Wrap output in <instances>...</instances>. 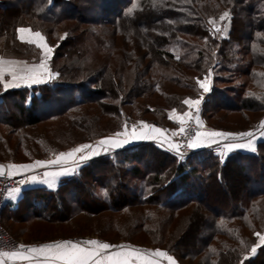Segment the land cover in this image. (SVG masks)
I'll list each match as a JSON object with an SVG mask.
<instances>
[{
    "label": "trees",
    "instance_id": "obj_1",
    "mask_svg": "<svg viewBox=\"0 0 264 264\" xmlns=\"http://www.w3.org/2000/svg\"><path fill=\"white\" fill-rule=\"evenodd\" d=\"M135 3L141 10L132 8ZM225 11L230 12L225 36H214L207 23L219 20ZM67 21L109 25L113 33L123 35L133 27L136 32L130 33L140 39L143 53L136 56L134 49L121 46L124 55L114 62L113 43L99 40L97 53L106 52L108 58L92 70L84 65L88 56L83 40L68 33L52 57L58 79L3 92L19 96L20 101H14L11 110L0 107V125H14L15 120L35 126L90 107L117 120L112 131L140 113L156 115L158 120L148 123L162 127L168 110L183 108L185 98L201 92L198 88L191 95L158 91L163 78L160 66L180 74L190 72L195 80L211 73V89L199 110L207 126L218 113L243 117L259 113L253 128L243 130L247 132L256 130L264 117V0H0V47L19 54L24 43L17 29L30 28L48 39ZM171 41L174 47L166 49ZM66 45L68 52L61 55L58 51ZM69 52L82 55V66L67 61ZM169 83L180 84L177 79ZM125 107L132 110L123 112ZM100 116L81 115L87 136ZM256 148L253 153L235 151L226 157L208 148L179 159L167 148L140 142L89 160L54 190L23 189L14 208L6 202L0 222L7 217L23 225L33 221L69 225L80 216L88 220L91 215L133 209L130 232L139 238L138 242L121 239L126 243L153 245L179 264H264V245L244 258L256 232H264V140ZM70 226L76 233L70 240L79 242L87 234L75 224Z\"/></svg>",
    "mask_w": 264,
    "mask_h": 264
},
{
    "label": "rangeland",
    "instance_id": "obj_2",
    "mask_svg": "<svg viewBox=\"0 0 264 264\" xmlns=\"http://www.w3.org/2000/svg\"><path fill=\"white\" fill-rule=\"evenodd\" d=\"M141 7L142 6H140L138 3L137 4L135 3L132 6V8H135L137 10H141ZM225 20L220 21L219 19L216 22L218 26H222L224 25ZM129 28H130L129 31H127V33H124L123 35V34L113 33L112 28L109 25L98 27V26L88 25L86 24V22L78 23L74 21H67L57 26L55 31L52 34L48 35L50 36L48 37V39L45 35L44 37L46 43L50 46H53L54 49L53 54H54L58 44L64 40V39L61 40L60 37L65 36V34L68 35V33L70 32L74 36L79 35L80 38L83 40L82 45H85V48L87 50L86 52L88 56L87 59L88 61L83 59L84 65H86L87 68L94 70L98 67V64L100 62L108 58L106 52L97 53L98 52L97 41L99 40L110 42V44L113 43L115 49L111 55H113L114 57V62L118 61L117 60L119 59L118 55H122V52L119 49L121 46H126V47L128 46V48H130L131 50L134 49L136 51L135 52L136 56L138 54L143 53V51L139 49L140 39H138V36H136V34L130 33L136 31H134L133 27L132 29L131 27ZM207 28L211 30L212 34L215 32V28H213L212 23L211 24L207 23ZM20 35L21 34L17 35L18 39ZM23 35L25 37H28L30 34L24 33ZM214 36H221V35L219 33H216V35ZM224 36L225 34L222 37ZM19 41L24 43L25 45V46L23 45L22 50L18 51L19 54L16 53V50H12V51L7 49L4 50L3 47H0V59L18 60L19 62H23L24 65L27 66L38 64L39 61L43 58L42 49L37 47L36 44L28 43L27 39L25 40L19 39ZM174 44L175 41H171L169 45L165 46V48L172 49L174 47ZM58 52L61 55L64 52H68L67 45L61 51ZM72 53L73 52H69L70 58L67 61L69 63L74 62L76 65L77 64L81 65L83 61L82 55H77V57H75L72 55ZM15 54H17L16 56L21 55V57H16ZM83 56L86 57V53L83 54ZM52 57L48 61L49 70L53 73L58 74V72L55 71L52 65ZM62 61L59 60L58 62L61 63ZM142 62L144 63L145 61ZM158 70L161 71L163 77L160 80V89H158V91H162V90L174 91L177 93L184 92L188 95H191V91H197L196 89L198 88L201 94L197 95V97L195 98H200L202 101L204 95H202V91L199 88L198 84L196 83V80L194 79L192 73L183 71L182 74H180L174 70H170L162 66H160ZM57 79H58V75L54 79H51L46 83H41L40 85L52 84ZM170 79H177V81L180 84L178 85L171 84L169 83ZM218 86L219 87L221 86L223 88L227 87V85H221V84H218ZM190 88L195 90H191ZM6 91L9 90H4L3 86L0 85V107L3 105L2 110L4 111L5 109L6 110L10 108L12 109L13 103H15L16 101H20L19 96L13 97L10 94L8 96H5L3 92ZM26 96H27L26 97L27 98L26 104H27L29 103L30 96L32 95L30 93V94H26ZM140 102L144 103L145 101H143V99H140ZM131 110L132 109L129 107L123 108V112L125 111L126 113H129ZM169 111L171 110H168L165 113L166 120L161 121L160 123L163 126L162 127L156 126V127L167 131L169 134L168 136L170 137L172 136V133L179 128V126L174 121L168 119ZM177 111L178 113H183L184 111H189V109L188 106L184 104V107ZM82 114L92 117L95 114H99L100 116L101 112L96 108L91 109L90 107H81L80 110L75 109L66 115H60L58 117L46 121H42L35 126L19 125L16 124L15 120L14 121L12 120V123H14V125H11L10 123L0 125V164L3 166V168L6 167V169L9 172L10 171L8 168L9 164H30L36 160L54 159L56 154L60 152H67L70 149L79 146L80 144H89L96 146L98 145V142L102 138L115 137V134L117 132H122L124 130L125 125H127L128 130H131L133 125H136L137 128H139L141 126L139 122L141 121L146 123H148V121L149 122L152 121L151 123H153L154 121L158 120V117H156V115H150L148 113H145V115L142 116V113H140L141 114L140 116L135 115L136 120H133L131 123H125L120 130L112 131L113 129H116V124H118L117 120L111 119V117L100 116L99 120L93 121L91 127L88 129V130L90 129L92 130L91 131L92 134L88 133V136L89 135L92 136L88 137L87 134L84 133L82 130V128L86 126L83 124V122L81 124L80 118ZM157 114L159 113L157 112ZM259 116H260L259 113H247L245 117H243L240 114L226 115L224 113H218L209 119L210 125L208 127L209 128L212 127V129L216 131L241 133L243 132V130H246L248 128L252 129L253 122H255ZM198 117H199V111H198ZM262 120H264V117ZM123 121L124 120H122V122ZM259 125L260 124H258V127ZM196 130H199L197 124V117H196ZM102 131L105 132L110 131V132L109 133L103 132L104 133L103 134ZM253 131L254 129L249 130L247 132L253 133ZM95 132H100V133L95 134ZM97 150L99 151L100 149L98 148ZM39 168L40 167L34 168L36 170L33 171L40 172L41 170ZM128 211L116 212V213L104 212L94 216L91 215L88 217L89 218L88 220L82 219L84 217L80 216L73 219V221L69 223V225L68 224L50 225L48 223L39 222V221H33L27 223L26 225H23L18 222H15L14 220L7 221V217H4L2 219V222L0 223H2L1 224L2 227L5 230H7V232L11 236H13L15 239L22 241L27 248L33 245L39 246L41 244L50 243L53 240H70L76 234L73 233L75 232V230L70 225L75 224L79 228L83 229V232H87L86 235L81 236L83 237L81 241H86L87 238H89L90 240L99 241V239L101 238L104 240L103 241L104 243H108L112 245V247L108 249L107 252H115V251L129 252L133 249H140L142 251L147 252L158 249L153 245L134 246L132 244L126 243L121 240L126 238L133 240L134 242L136 241L138 242V238H139L136 237L135 235H132L134 234L133 232L132 233L130 232L132 228L131 227V216H133L132 212L135 213L136 210L132 209L129 212ZM114 225L117 226V228L118 227L120 228L117 229ZM261 234H264V232H262ZM251 245L252 246L257 245L256 250L259 246H261L259 244V237L257 235H256V240L254 242H251ZM254 254L252 253V247H251L249 254L245 255L244 258L252 257Z\"/></svg>",
    "mask_w": 264,
    "mask_h": 264
},
{
    "label": "snow or ice",
    "instance_id": "obj_3",
    "mask_svg": "<svg viewBox=\"0 0 264 264\" xmlns=\"http://www.w3.org/2000/svg\"><path fill=\"white\" fill-rule=\"evenodd\" d=\"M219 19L220 21H224L225 19L230 20V12H223ZM210 22L216 30L213 35L219 33L223 36L225 34L228 24L218 26L215 20ZM17 31L21 34L19 39H27L28 43L36 44L37 47L42 49L43 58L38 64H33L31 66H20L15 61L0 59V85H2L4 89H9L12 87H19L21 84L28 86L39 85L54 79L58 74L51 72L48 67V61L51 59L54 51L53 46L46 43L44 35L39 31L33 32L31 29L24 27L17 29ZM24 33H29L30 35L25 37L23 35ZM66 35L67 34L60 37V39H65ZM210 76L211 73L203 79L196 78V83L204 93L210 90ZM200 103V98H185L183 100V104L187 105L189 110H196L195 113L191 111L178 113L175 108L171 110L169 118L179 124V128L174 131L172 135L181 134L182 137L185 138L179 142H174L170 138L164 136L163 129L141 121L139 122L141 125L139 128L133 125L131 131H129L127 125H125L122 132H117L115 134V138H102L96 146L80 144L67 152L56 154L54 159L36 160L30 164H9V176L14 173L27 172L37 167L45 168L47 170L44 171L42 177L38 178L36 175H31L28 176L26 180L27 182H42L49 188H54L59 177L77 174L81 166L86 164L92 157L98 155V148H102V150L107 153L110 149H120L131 141L160 139L161 147L166 144L167 149L176 152L181 159L184 158L181 151L182 145L184 144H186L188 149H197L205 144L219 146L221 140L225 141L222 145L221 157L236 149H247L251 152L257 151L256 145L253 142L254 137L243 143L237 142L235 139L251 137V132L231 133L216 130H197L195 135H192L190 131V120L192 115H196L197 124H201L198 119ZM260 124L261 127L264 128V120H261ZM228 138L233 139L231 142H228ZM2 168L3 166L0 165V169ZM25 182V180H21L19 183L24 184ZM19 191L20 189L18 187L8 190L7 197L15 200L16 194H18ZM102 191L107 195V190ZM256 235L259 237V244L264 245V234L256 233ZM19 247L20 249H25L24 245H20ZM111 247L112 245L98 240H86L83 243L71 240H60L41 244L39 246L28 247L24 251L0 252V256L18 257L30 260L33 258L32 254H36L45 257L44 264H162L164 260H166L168 264H176L174 257L165 250L156 249L145 252L140 249H133L128 253H122L120 251L107 252ZM256 247L257 245L252 246L253 254L256 251ZM0 264H3V261H0Z\"/></svg>",
    "mask_w": 264,
    "mask_h": 264
},
{
    "label": "crops",
    "instance_id": "obj_4",
    "mask_svg": "<svg viewBox=\"0 0 264 264\" xmlns=\"http://www.w3.org/2000/svg\"><path fill=\"white\" fill-rule=\"evenodd\" d=\"M18 34H20V33H18ZM11 61H15V62H17L20 66H24V63L23 62H19L18 60H11ZM212 77V76H211ZM210 77V89H211V85H212V78ZM40 85V84H39ZM35 86H38V85H31V86H28V85H24V84H21L19 87H12V88H9V89H4V90H14V89H20V88H33V87H35ZM201 91H202V95H205V94H207V93H204L203 92V90L201 89ZM209 92H210V90H209ZM201 104V103H200ZM199 107H200V105H199ZM170 112L171 111H169V113H168V119H170L169 118V114H170ZM198 119H199V121L201 122V124L200 125H198V128H199V130L200 131H207V130H214V129H212V128H209L207 125H206V123L204 122V120L202 119V117L201 116H199L198 117ZM171 120V119H170ZM171 121H173V120H171ZM175 122V121H174ZM178 126H179V124L177 123V122H175ZM129 131H131V130H129ZM169 134H168V132L167 131H165L164 130V136H166V137H168L169 138V136H168ZM253 137H254V144L257 146V144H258V142H260L261 140H264V128H262L261 127V124L259 125V127L256 129V130H254L253 131V133H252V136L251 137H245V138H235L236 139V141L237 142H241V143H243V142H245L246 140H248V139H253ZM113 138H115V137H113ZM233 138H228V142H231V140H232ZM140 142H153L154 144H156L157 146H159V147H161L160 146V139H152V140H142V141H131L129 144H127V145H125V146H123L122 148H120V149H124V148H126V147H130V146H133V145H136L137 143H140ZM225 141H223V140H221L220 142H219V145L221 146V149H222V145H223V143H224ZM214 145H207V144H205V145H202L201 147H199V148H197V149H195V150H202V149H208V148H212ZM162 148H164V149H166L167 148V145L165 144ZM100 150L98 151L99 152V154L98 155H96L95 157H98V156H100V155H105V154H107V153H110V152H114V151H116V150H120V149H115V150H112V149H110L107 153H105L103 150H102V148H99ZM235 151H239V152H246V153H253V152H251L250 150H247V149H236V150H233V151H231V152H228L226 155H224L225 157L227 156V155H229L230 153H232V152H235ZM219 153H221V152H219ZM95 157H92L91 159H93V158H95ZM90 159V160H91ZM88 162V161H87ZM86 162V163H87ZM1 165V164H0ZM85 165V164H84ZM83 165V166H84ZM71 166V165H70ZM82 167V166H81ZM80 167V168H81ZM79 168V169H80ZM41 171L40 172H35V171H33V170H36V169H32V170H30V171H27V172H21V173H14L13 175H25V176H31V175H36L37 176V173H41L42 174V176H43V173H44V171L45 170H47V169H45V168H39ZM78 169V170H79ZM4 171V168H2V169H0V173H2ZM8 171V170H7ZM8 174H9V172H8ZM12 175V176H13ZM72 175H66V176H61V177H59L58 179H57V182H56V186L54 187V188H49L46 184H44V183H42V182H29L28 183V185L26 186V187H24V188H19L20 189V191H19V193L18 194H16V199L15 200H12L11 198H9L8 197V200H7V205H9V207H11V208H14L15 207V205H16V203L19 201V199H20V197H21V191L23 190V189H25V188H36V187H43V188H46V189H48V190H54V189H56L59 185H60V183L62 182V180L63 179H65V178H68V177H71ZM86 240H90L89 238H87ZM55 241H60V240H53V241H51L50 243H52V242H55ZM74 242H78V241H74ZM84 241H79V243H83ZM34 246V245H33ZM32 247V246H31ZM120 252H122V253H128V252H123V251H120ZM33 255V258L32 259H30V260H25V259H21V258H18V257H13L14 259H16V261L18 262L17 264H44V262H45V257H43V256H38V255H36V254H32ZM0 261H3L4 262V257L2 256H0ZM176 262V261H175ZM162 264H168V262L166 261V260H164L163 262H162ZM176 264H179V263H177L176 262Z\"/></svg>",
    "mask_w": 264,
    "mask_h": 264
},
{
    "label": "built area",
    "instance_id": "obj_5",
    "mask_svg": "<svg viewBox=\"0 0 264 264\" xmlns=\"http://www.w3.org/2000/svg\"><path fill=\"white\" fill-rule=\"evenodd\" d=\"M216 31V30H215ZM193 113H195L196 110H189ZM196 115H192V118L190 120V131L192 135H195L196 130ZM172 141L174 142H179L182 139H185L184 137H182L181 134H177L175 136H170L169 137ZM213 150L215 152H219L221 151V146H217L214 145ZM181 151L183 153V159H186L190 156H192L195 153V149H188L186 147V144L182 145ZM172 152L176 157H178L179 159L180 156L177 155L176 152L174 151H170ZM28 176L25 175H11L9 176L8 171L6 169V167H4V171L2 173H0V214L1 211L3 209V207L5 206L8 197H7V192L10 189L13 188H24L28 185L29 182H27L26 178ZM37 177H42L41 173H37ZM21 180H25L26 182L24 184H20L19 182ZM20 245H24V243L18 239H15L13 236H11L1 225L0 223V252H4V251H24L26 250V246L25 249H20ZM2 257V256H1ZM4 257V256H3ZM18 262L16 261V259H14L13 257H4V262L3 264H17Z\"/></svg>",
    "mask_w": 264,
    "mask_h": 264
}]
</instances>
